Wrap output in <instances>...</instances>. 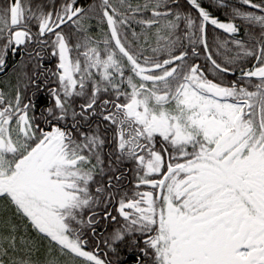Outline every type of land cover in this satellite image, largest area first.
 Returning a JSON list of instances; mask_svg holds the SVG:
<instances>
[{"label": "snow or ice", "instance_id": "obj_1", "mask_svg": "<svg viewBox=\"0 0 264 264\" xmlns=\"http://www.w3.org/2000/svg\"><path fill=\"white\" fill-rule=\"evenodd\" d=\"M0 75V264H264V0H0Z\"/></svg>", "mask_w": 264, "mask_h": 264}, {"label": "flooded vegetation", "instance_id": "obj_2", "mask_svg": "<svg viewBox=\"0 0 264 264\" xmlns=\"http://www.w3.org/2000/svg\"><path fill=\"white\" fill-rule=\"evenodd\" d=\"M16 59L18 60L19 59V56H17L16 57ZM48 62L46 61V64H47ZM9 71H11V69H9ZM4 77H3V75H0V79H3Z\"/></svg>", "mask_w": 264, "mask_h": 264}]
</instances>
